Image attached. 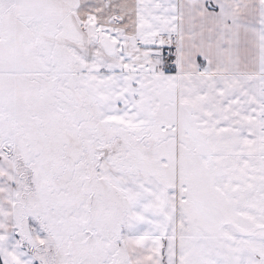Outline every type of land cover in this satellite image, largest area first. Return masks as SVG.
I'll return each instance as SVG.
<instances>
[{"label": "snow or ice", "instance_id": "snow-or-ice-1", "mask_svg": "<svg viewBox=\"0 0 264 264\" xmlns=\"http://www.w3.org/2000/svg\"><path fill=\"white\" fill-rule=\"evenodd\" d=\"M0 264H264V0H0Z\"/></svg>", "mask_w": 264, "mask_h": 264}]
</instances>
